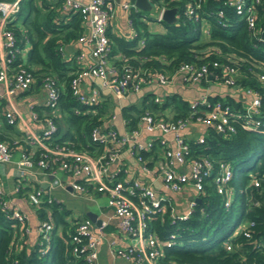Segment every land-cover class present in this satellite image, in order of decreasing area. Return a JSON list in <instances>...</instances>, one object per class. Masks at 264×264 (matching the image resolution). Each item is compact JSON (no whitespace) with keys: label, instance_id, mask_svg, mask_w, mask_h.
<instances>
[{"label":"trees","instance_id":"obj_1","mask_svg":"<svg viewBox=\"0 0 264 264\" xmlns=\"http://www.w3.org/2000/svg\"><path fill=\"white\" fill-rule=\"evenodd\" d=\"M64 1L20 0L16 17L10 22L19 47L10 69L14 71L24 65L41 86L46 76H51L57 84L59 95L55 108L59 114L51 112L55 108L43 106L47 110L45 115L52 116L56 123V130L45 139L47 144L67 145L96 155L104 148L90 140V131L99 125L115 127L110 122L114 102L104 99L86 104L72 94L69 82L78 67L73 58L64 57L61 46L84 31V21L79 10L64 8ZM152 1L157 11L175 6L176 21L160 20L164 30L152 32L142 11L131 8L128 18L134 35L128 40L111 34L110 37L107 29L110 55L121 51L134 69L159 70L168 75L183 62L206 63L211 75L220 79L222 69L212 65L217 60L221 65L236 67V86L253 89L260 100V110L255 116L260 120L259 125H246L243 120L232 118L235 131L231 133L219 135L212 126H205L203 141L186 139L191 156H208L214 161L224 159L230 163L231 200L228 206L224 205V197L217 192L210 175L187 217L172 222L169 210L156 214L150 227L158 237L166 240L169 233L175 234L174 242L163 246L159 264H264V82L259 80V74L264 73V4L256 5L255 25L249 27L244 14L237 13L225 0ZM188 5L194 7L190 16L185 13ZM26 47L24 61L21 53ZM116 63L120 66L121 61ZM208 98L211 102L229 104L234 110H243L231 97ZM168 108L172 109L173 119L191 111L189 101L178 96L159 101L153 94H145L139 104L123 106L121 114L131 130L138 126L144 113L160 117ZM34 110L40 117L39 108ZM0 123V140L8 144L12 153L15 147H20V152L31 150L27 141L17 137L15 122L9 123L3 115ZM159 150L160 145L154 141L143 156L151 157ZM42 151L35 153L39 155ZM255 178L259 179V185H254ZM28 188L21 183L18 192ZM4 201L5 196L0 197V264H86L85 252L72 251L75 224L66 221L68 211L61 203L44 201L34 208L38 219H45L50 213L53 227L48 242L37 234L31 244L24 239L23 224L11 215ZM243 224L247 226L240 230Z\"/></svg>","mask_w":264,"mask_h":264},{"label":"built area","instance_id":"obj_2","mask_svg":"<svg viewBox=\"0 0 264 264\" xmlns=\"http://www.w3.org/2000/svg\"><path fill=\"white\" fill-rule=\"evenodd\" d=\"M152 1V0H151ZM227 5L232 6L237 13H243L249 27H254L257 17V4H264V0H225ZM121 6L128 11L136 8L129 0L121 1ZM64 8L79 10L83 21L89 22V27L84 30L76 40L89 48V61L78 68L71 77L69 86L72 94L81 102L94 104L100 97V89L108 88L117 98H122L130 91L137 92L144 83L155 81L166 84L174 74H182L184 80L198 82L207 79L211 75L206 63L183 62L176 67L172 75L159 70L134 69L126 58H121L120 66L110 62V42L107 27L113 15L114 0H65ZM198 6V5H197ZM20 7V0H0V83L5 88V94H11L17 90L29 89L34 81V76L24 65H20L11 71V63L19 51L16 34L10 22L14 20ZM164 7L158 11V19ZM193 5H188L185 13L192 15ZM221 14V11H219ZM131 27V19L128 18ZM207 33V28H206ZM82 57L80 53L78 58ZM214 67L220 66L222 74L220 80L223 84L236 85L238 70L231 65H221L217 60L212 62ZM99 79V85L92 86L89 91L81 88L84 80ZM259 80L264 82V73L259 74ZM45 91L43 105L55 108L58 103V87L51 76H46L42 82ZM252 99L243 106V110H234L229 104L221 101L211 102L208 96L189 102L191 111L186 116L159 117L146 112L139 121L136 128L120 132L112 126H94L90 131V140L103 145L100 154H92L89 151L74 149L67 145L51 147L45 141L55 130L56 123L52 116L44 115L42 118L43 129L34 136L22 138L30 144L31 150H22L17 159L12 160V151L8 144L0 140V163L7 164L13 161L14 166L20 171L19 178L14 186L18 192L20 181L25 180L26 173L36 170L44 172L49 176V187L45 189L39 185L31 187L26 194L28 204L39 207L44 201L53 202L54 196L50 193L55 187H64L65 182L56 175L60 168L69 175L67 185L74 193L88 196L91 190L105 193L107 206L117 218V226L120 231L130 237V242L124 247H116L112 250L113 255L131 261V264H159L162 256L163 246L174 242L175 234L169 233L166 240H161L150 227L151 220L156 214H163L169 210L171 221L176 218H185L191 212L196 203L195 197L204 187L205 179L213 175L216 190L224 197V205L228 206L231 200L232 189L229 181L232 176V168L227 160L214 161L208 156H191L190 148L182 130L189 123H201L204 126H212L217 132L231 133L235 126L232 118L243 120L246 125H259L260 120L255 119L259 113L260 100L253 89ZM0 94V101H1ZM155 100H158L155 97ZM9 123L15 122V114L12 109L3 112ZM33 118L38 119L35 110ZM111 116L110 119H113ZM140 122H144V128L150 133L159 131L161 134L172 133L175 145L172 147L167 140L161 136L142 139V128ZM125 123V120H124ZM203 141V136L197 137ZM154 141H157L162 150L163 158L154 167L155 161L152 157H144L143 152L150 150ZM127 147L129 153L141 164L145 173L154 172L159 177L165 189L171 192L181 191L184 187L191 186L193 194L188 201V208L184 213H176L173 203L168 195L159 193L150 182L133 177L126 178L121 175L122 166L110 171L112 160L118 157L122 148ZM43 151L37 155L35 151ZM162 157V156H161ZM58 168H57V167ZM57 168V169H56ZM254 185H259V179H253ZM5 196L1 186L0 197ZM4 206L8 207L14 216L24 226V232L29 233L31 228L27 224L26 214L16 207H11L7 201ZM74 230L71 234L74 253L85 252L86 264H96L99 247L103 240L106 221H100L97 225L98 231H94L92 220L88 217L73 222ZM252 224V222H250ZM247 224H243L240 230H245ZM53 220L50 213L47 218L39 219L37 232L41 238L48 242L51 238ZM247 234V233H246ZM227 248L230 245L227 244Z\"/></svg>","mask_w":264,"mask_h":264},{"label":"crops","instance_id":"obj_3","mask_svg":"<svg viewBox=\"0 0 264 264\" xmlns=\"http://www.w3.org/2000/svg\"><path fill=\"white\" fill-rule=\"evenodd\" d=\"M79 1L85 2L87 0ZM121 1L124 0H114L113 15L109 21L107 29H109L108 31L110 37L111 35H114L128 40L134 35V31L128 23L129 11L121 6ZM89 25V22L86 20L84 22V30H87ZM148 29L152 32H162L164 30V25L163 27H150L148 24ZM205 30L206 28L204 25V37L206 35ZM26 50L27 47L22 50L21 53L24 61L27 55ZM61 50L65 58L74 59V63L78 68L84 66L90 59L89 48L78 42L76 39L62 44ZM80 53L82 54V57L78 58ZM123 56L124 54H122L121 51H117L110 55V62L117 65L116 62L121 61ZM99 83V79L97 78L94 80L86 79L81 82V88L87 92L92 86H97ZM0 94L2 96L0 101V119H2L3 112L5 110L12 109L14 111V128L18 132L17 137L19 139L37 135L43 129L44 124L42 118L45 114H47V110L43 107L45 91L42 88L40 81L32 82L30 88L27 90H17L11 94H5V88L3 84L0 83ZM145 94H153L158 98L159 101L169 98L173 95L189 102L199 99L202 96H219L222 98L231 97L235 102L240 103L241 106H245L253 97V93L249 92L248 88L236 85H225L221 81L210 76L205 80L191 82L184 80L182 74L176 73L166 84H159L155 81H150L144 83L139 91H130L122 98H117L113 92L106 87L101 88L99 100L102 101L104 99H111L114 102V109L111 114V116H114V118L110 119V122H113L118 131L124 132L127 131V127L124 123V119L122 118L121 108L128 104H139ZM34 107L39 108L38 111L40 113V117L38 119H35L32 116ZM51 112L54 115L59 114V111L56 108L52 109ZM171 114L172 109L168 108L163 112L161 117H170ZM140 127L142 128V139H148L151 136H161L167 140V143L170 146L173 147L175 145L172 133L161 134L159 131H157L152 134L145 130L144 122H140ZM204 130L205 126L203 124L192 122L184 127L182 133L186 139H196L199 135L203 134L202 132ZM19 150L20 147H15L12 153V160L18 158L20 152ZM151 156L152 157L150 160L155 161V167L161 160L160 158H163L162 150L160 149L159 153ZM118 166H122L123 171L121 175L123 177H137L146 180L150 182L151 186L156 191L168 195L174 205L176 213H184L187 210L188 201L193 194L191 186L187 185L178 192H171L165 189L160 178L155 176L154 172L145 173L142 170L141 164L129 153L127 147L122 148L118 157L111 161L109 170L114 171ZM19 174L20 171L14 166L13 161L7 164L0 163L1 186L5 193L6 201L11 207H16L26 214L27 224L32 230H30L29 233H25L26 236L24 239L25 241L33 244L35 242L36 235L38 234L37 226L39 219L34 211V208L28 204L26 194L28 189L37 185L48 189L49 176L38 170L26 173L25 180H21L20 183H22L23 186H27V188H29L27 191L19 193L14 191V186L17 179L19 178ZM56 175L61 181L65 182V186L55 187L54 189L50 190V193L54 196L55 200L61 203V206L68 211L65 214V219L68 221L69 225L73 224L74 220L77 219H82L85 217L91 219L88 213H94V220L91 219L94 231H98L97 225L100 224V221H106L103 240L99 247V254L96 264H131V261L119 256H115L112 253L114 248L128 245L130 242V237L119 230L117 226V218L114 216L112 209L107 206V203H97V198L99 196L105 197L107 199L105 193H99L95 190H91L88 196L76 194L72 188L67 185L69 175L66 172L59 168L56 171ZM80 197L83 201H80ZM89 202H96L98 204V209L92 208ZM97 220L99 221L97 222ZM60 228L61 227L58 228V231H60Z\"/></svg>","mask_w":264,"mask_h":264},{"label":"water","instance_id":"obj_4","mask_svg":"<svg viewBox=\"0 0 264 264\" xmlns=\"http://www.w3.org/2000/svg\"><path fill=\"white\" fill-rule=\"evenodd\" d=\"M129 1L132 4H134V6H136L137 9H139L141 11H149L154 6L153 1H151V0H129ZM176 11H177V8L175 6L164 8V10L162 11V14H161V20L168 22V23L175 22L177 19ZM218 134L222 135L221 132H218ZM195 200L196 201L199 200V197H195ZM88 215L91 217L92 220H94V213L93 214L88 213ZM98 221L99 220H97V222Z\"/></svg>","mask_w":264,"mask_h":264},{"label":"rangeland","instance_id":"obj_5","mask_svg":"<svg viewBox=\"0 0 264 264\" xmlns=\"http://www.w3.org/2000/svg\"><path fill=\"white\" fill-rule=\"evenodd\" d=\"M143 15L145 16V18L147 19V22L149 24L150 27L153 26H159V27H163V22L160 21L157 17H158V11L155 7H152L151 10L149 11H142ZM250 174V172L248 173ZM79 197V196H78ZM98 201L97 203H103L105 204V202L107 203V199L105 197H98L97 198ZM80 201H83L80 197ZM90 206L94 209H98V204L96 202H89Z\"/></svg>","mask_w":264,"mask_h":264}]
</instances>
